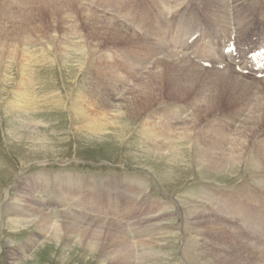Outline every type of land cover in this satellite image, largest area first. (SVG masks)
I'll use <instances>...</instances> for the list:
<instances>
[{
    "label": "rangeland",
    "instance_id": "rangeland-1",
    "mask_svg": "<svg viewBox=\"0 0 264 264\" xmlns=\"http://www.w3.org/2000/svg\"><path fill=\"white\" fill-rule=\"evenodd\" d=\"M83 2L89 13L101 17L105 10L110 13L108 1ZM125 2L137 19L128 17L124 22L139 39L115 45L99 37L101 29L92 30L85 17H79L76 32L65 23L67 14L58 16L55 7L52 12L37 0H0V264H11L7 253L12 248L39 264H106L126 243L110 244L92 234L94 229L110 233L121 225L127 240L135 244L130 247L133 264H264V223L242 219L232 210V215L223 212L227 204L247 202L250 210H264V123L246 136V158L232 170L228 166L232 158H223L226 145H221L245 135L244 122L261 97L264 77L240 71L242 60L226 59L225 65L212 62L207 67L193 49L182 48L189 42L200 49L211 37L218 41L220 32L227 34L224 29L230 27L251 43L252 36L264 29V2L239 0L236 6L235 0H226L220 16L206 0ZM193 26L199 28L194 41L186 31ZM164 42L175 48L178 58L167 60L163 53L148 56L138 50ZM161 60L167 61L161 64ZM157 73L165 79L156 84ZM144 89L150 92L146 98L140 94ZM212 92L214 101L203 103ZM86 111L99 118L101 126L85 120ZM157 131L177 136H170L173 145H159L156 137L149 136ZM185 131H190V141L181 137ZM24 187L34 188L41 200L50 203L51 222L70 225V241L39 251L40 244L29 243L38 224L28 230L8 226L13 217L9 210L18 204ZM197 208L208 216L191 218ZM81 214L95 222L77 218ZM208 217L226 223V229L239 223L245 238L226 239L210 229ZM253 222H258L259 233L248 230ZM196 229L205 235L197 236L206 247L201 248L199 261L193 257L192 244L187 246ZM41 232L46 241L51 233ZM78 237L82 244L75 242Z\"/></svg>",
    "mask_w": 264,
    "mask_h": 264
},
{
    "label": "bare ground",
    "instance_id": "bare-ground-1",
    "mask_svg": "<svg viewBox=\"0 0 264 264\" xmlns=\"http://www.w3.org/2000/svg\"><path fill=\"white\" fill-rule=\"evenodd\" d=\"M8 1V0H6ZM20 1V0H19ZM37 1H40V3L48 8V9H53L51 10L52 12L54 11V7L59 9V13H58V16L61 15L62 13L64 14V12L67 14V19L65 21V23L67 25H70L71 28H74V30L76 32H79V26L81 25V21H80V16L81 17H85V21L89 24V26L92 28V30H95V29H101L100 31H98V35L99 37H102V38H106L108 39L109 41H112V44L114 43L115 45L117 43H122L124 40H129L130 39H139V36L136 35V33L134 31H132L131 29L128 28V26L125 24L124 20L128 17H132L133 19H137L136 17V14L132 13V9H130L129 5H126V2L125 0H105V1H108L110 2L111 4V8H108L110 10V13H106V11L108 10H105V12L103 13V15L105 17H101L100 15H95L94 11L90 12L89 13V7L86 5V3L84 4V0H37ZM104 1V0H103ZM169 0H166V2H168ZM238 1L239 0H235V5H236V2H237V5L238 4ZM241 1V0H240ZM164 2V3H166ZM206 2H208V4L214 8V11L213 13H215L217 16H220V12L222 11V9L225 8V4H226V0H206ZM261 2H264V0H261ZM236 5V6H237ZM168 6V4L166 3V7ZM262 3L260 4L259 7H262ZM79 8V9H78ZM114 8V9H112ZM171 8L169 7V10ZM79 10V11H78ZM262 10V9H261ZM57 11V10H55ZM39 12V10H38ZM86 12V13H85ZM64 16V15H63ZM64 18V17H63ZM221 19L224 18V16L222 17H219ZM66 19V18H64ZM91 19H96L97 22H91ZM62 20V19H61ZM71 20V21H69ZM179 20V19H178ZM62 22V21H61ZM64 23V22H63ZM76 25V26H75ZM43 27V26H41ZM131 30V31H130ZM75 32V33H76ZM30 34V33H29ZM76 34H79V33H76ZM27 35V34H26ZM79 36V35H77ZM33 37V36H32ZM80 37V36H79ZM133 37V38H132ZM130 38V39H129ZM83 41V40H82ZM127 41V42H129ZM135 41V40H134ZM132 43V41H130ZM137 41H135L136 43ZM178 42V41H177ZM36 43V42H35ZM38 43V42H37ZM130 43V44H131ZM139 43V41H138ZM180 43V42H179ZM141 44V43H140ZM111 46V45H110ZM136 46V45H135ZM86 47V46H85ZM109 47V46H108ZM134 47V46H133ZM138 47V46H137ZM116 48V47H115ZM175 48L174 47H169L168 48V45L166 42L160 44V45H153V46H150L148 45V47H146L145 49L144 48H140L138 47V50L139 52H146L148 53V56L149 54L151 55H158V54H164L165 57L167 60H170L171 57H177V53L175 52L174 50ZM137 50V51H138ZM104 53V52H103ZM141 54V53H140ZM144 54V53H143ZM141 54V55H143ZM99 55V54H98ZM102 56H100L101 58L103 57L105 59L106 56H104L103 54H101ZM144 56V55H143ZM147 57V56H146ZM178 58V57H177ZM108 59V58H107ZM114 59V58H113ZM158 59V58H157ZM116 60V59H115ZM137 60V59H136ZM141 60V59H140ZM139 60V61H140ZM143 60V59H142ZM149 60V59H147ZM167 60H161L159 63H165L163 61H167ZM189 60V59H187ZM43 61V60H42ZM134 61V60H133ZM184 60L180 61L183 63ZM57 62V61H56ZM158 62V60H157ZM188 62V65H191L193 66L194 68H196L197 70L199 71H202L203 68H201L199 65L197 66L196 63L193 61H187ZM55 63V62H54ZM79 63V62H78ZM145 63V62H144ZM147 63V61H146ZM168 64V63H166ZM81 65V64H80ZM119 66V65H118ZM168 66H171L170 64H168ZM133 67V66H131ZM159 68V67H158ZM205 69V68H204ZM232 69V68H231ZM115 70V69H114ZM129 70V69H128ZM227 71V70H226ZM156 70L152 71L151 73L154 75L156 74L155 73ZM223 72V71H222ZM233 72V71H232ZM108 73V72H107ZM225 73H228V72H225ZM230 73V72H229ZM110 74V72H109ZM158 74V77L156 78L158 81H156L155 83L157 84V82L161 83V81H163L165 78L162 76V74L160 73H157ZM109 75L106 74V77H108ZM224 76L227 77L226 74H224ZM230 76V74H229ZM234 76V75H233ZM118 77V75H117ZM116 77V78H117ZM138 77V76H137ZM241 77V76H240ZM240 77H236V79H240ZM243 77V76H242ZM159 78L161 80H159ZM229 78H232V76H230ZM235 78V77H233ZM30 79V78H29ZM155 79V80H156ZM144 81V80H143ZM243 82V81H242ZM25 84V83H22V85ZM104 84V83H103ZM113 83H111L112 85ZM119 84V82H118ZM148 84V83H147ZM214 84V83H213ZM212 84V85H213ZM108 85V83H107ZM117 85V83H116ZM177 86H180V88H183L182 86L184 85H179V84H176ZM248 83L245 84V86H247ZM24 86V85H23ZM147 86V85H146ZM162 86V85H161ZM261 86V97L258 99L257 101V104L256 106H253L252 107V111L250 114H252L250 117L246 118L244 122V125L245 127V135L239 137L238 139H236L237 137H235V140H233L232 142H229L228 144H226V142L224 143H221L222 146H225L226 147L224 148V152H223V158L224 159H227L228 157H231L232 158V161L231 163L228 161V160H225L224 163H230L228 164V166L230 167V169L232 170V168L239 163H241L245 158L246 156L243 155V147H245L244 145L246 144V139L249 135V133H253L254 130H255V127L258 126L259 123H264V84L262 83ZM170 87V86H169ZM179 88V87H178ZM177 88V89H178ZM249 87L247 86V89ZM149 90V89H148ZM147 89H144L141 94V96H144L146 94H150V92L148 91ZM173 90V89H172ZM181 90V89H180ZM208 90V89H207ZM210 90V89H209ZM126 91V90H125ZM247 91V90H245ZM26 92V91H25ZM211 92V91H210ZM21 95V93H19ZM24 94V92H23ZM22 94V95H23ZM91 94V93H90ZM97 94V93H95ZM99 94V93H98ZM105 95V93H103ZM107 94V93H106ZM152 94V93H151ZM213 94L214 92H212V94H209V95H206L204 100H203V103H210V102H213L214 101V98H213ZM108 95V94H107ZM22 97V96H21ZM152 97V96H150ZM146 98V97H145ZM208 98V99H207ZM18 99V98H17ZM24 99V98H23ZM217 99V98H216ZM21 101V99H18L17 101ZM208 100V101H207ZM16 101V100H15ZM196 103V102H195ZM12 104V103H11ZM130 101L125 103L126 105V108L125 111L128 110V108H130ZM200 104V103H199ZM210 105V104H209ZM254 105V104H253ZM197 106V105H196ZM123 109V108H122ZM206 109V107H205ZM80 111V110H79ZM82 111V110H81ZM180 111V110H179ZM87 112V111H86ZM125 114V112H124ZM164 114V113H163ZM83 115L85 116V120L86 119H89L91 121H96V124L99 123L100 125V120H98L97 122V119L99 118H93L92 116H90V113H83ZM121 115V114H120ZM123 116V115H122ZM155 116V115H154ZM129 117V116H128ZM196 118V117H195ZM123 119V118H120V120ZM151 119V118H150ZM194 119V118H193ZM107 121V120H106ZM102 122V121H101ZM110 122V120H109ZM237 123V122H236ZM102 124V123H101ZM161 124V123H160ZM104 125V124H103ZM106 125V123H105ZM104 125V126H105ZM113 125V124H112ZM101 126V125H100ZM99 126V128H101ZM224 126V125H223ZM93 127V125H92ZM97 127V126H96ZM95 128V127H94ZM157 129V128H156ZM175 129V128H174ZM242 129V128H241ZM189 130V129H188ZM187 131V130H186ZM185 131V132H186ZM242 132V131H241ZM257 133V132H256ZM167 133H165L164 131V134H163V131H157L155 133H149V136H154L156 137V140L157 142H159V145L160 144H164V145H171L172 143V139L170 136H174L173 134H170L169 136H166ZM184 135V134H183ZM186 135V136H185ZM184 136H181L183 139H187L188 141H190L191 139V135H190V131L189 132H186ZM164 140H160V138H162ZM175 138L177 136H174ZM181 137L178 136V139H180ZM181 138V139H182ZM174 140V139H173ZM264 143V141H263ZM262 143V144H263ZM173 145V144H172ZM169 148V147H168ZM216 148V145L213 149ZM228 150V151H227ZM241 151V152H240ZM249 153V152H248ZM248 155V154H247ZM229 159V158H228ZM219 167V166H218ZM259 170H261L260 168L261 167H257ZM250 175V174H249ZM67 181V180H66ZM69 188V187H68ZM246 189V188H245ZM10 190V189H9ZM252 190V189H251ZM208 191V190H207ZM8 192V191H7ZM22 194L20 195V198L18 197L17 198V201H18V204H14L12 206V209L9 210V212H12V215L13 217L9 218L8 219V226L9 227H15V228H25V229H29L31 227H33V224H38V232H34L33 234H31L32 236L30 237V240H29V243H31V245H37V244H40V247H39V251H45V249L47 248L48 245L50 246H53L54 248H56L57 246H59L60 244L63 243V241H70V237L67 235L69 234L70 235V225L69 224H58L57 222H51V217L54 215L52 209H50V203H47L43 200H41L38 196H37V192L34 190V188H26L24 187V190L22 189ZM66 192H69L68 190ZM9 194V193H8ZM66 194V193H65ZM248 194V193H247ZM232 195V194H231ZM5 196V195H4ZM7 197V196H6ZM17 197V196H16ZM57 197V196H56ZM61 197V195H60ZM253 197V196H252ZM71 198V197H70ZM73 198V197H72ZM262 198V197H261ZM210 199V198H209ZM260 200V199H259ZM257 200V201H259ZM250 201V200H249ZM50 202V201H49ZM238 202V201H236ZM261 202V201H260ZM185 203V202H184ZM250 203V202H249ZM249 203H245L244 205H239L236 203V204H227L226 207H224V210L223 211L224 213L226 212V215H232V212H229L230 210H232L235 214L237 215H243V216H240L242 219L243 218H247L248 220H251V221H256V218L253 217L256 213H257V216H259L260 214H262V212H256L255 210L256 209H252L250 210L249 208ZM183 204V203H182ZM248 204V205H247ZM254 204H259V202H252L251 205H254ZM264 204V202H263ZM70 205V204H69ZM72 205V204H71ZM188 205V204H187ZM56 206V205H55ZM171 206V205H170ZM54 206H51V208H53ZM99 207V206H98ZM195 207V206H193ZM192 207V208H193ZM206 207V206H205ZM203 208V207H202ZM208 208V207H207ZM245 208V209H244ZM252 208V207H251ZM254 208V207H253ZM158 209V208H157ZM205 210V208H203ZM209 209V208H208ZM223 209V208H222ZM3 211V210H2ZM252 215H249L248 212ZM189 212V211H188ZM202 211L199 212V208H197L196 210L192 211L189 215L192 217H194L195 219H197V221H199L201 219V214L203 215H207V211ZM229 212V213H228ZM8 213V212H6ZM233 213V214H234ZM64 214V213H63ZM211 214V213H209ZM214 214V213H213ZM188 215V214H187ZM188 215V217H190ZM202 215V216H203ZM236 215V216H237ZM23 216V217H22ZM77 216V215H76ZM82 216L83 221L87 222V216L86 215H79L77 216V218H80ZM208 216V215H207ZM110 217V216H109ZM234 217V216H233ZM232 219H235V217ZM238 217V216H237ZM262 217H264V212L262 214ZM262 217H259V218H262ZM209 219H211V217H208ZM239 218V217H238ZM250 218V219H249ZM153 219V218H152ZM155 219V218H154ZM190 219V218H189ZM188 219V220H189ZM53 220V219H52ZM156 220V219H155ZM154 220V221H155ZM212 222L209 224V227L211 230H214V232L216 231V233H220L222 232L223 236L226 237V239L228 238H234V236H239L241 238H245L243 236V233H242V230L240 229V224L238 223V226L235 227V230L234 228L231 229V226L230 228L226 229L225 228V224L223 222H216L214 221V218L211 219ZM221 220V219H220ZM38 221V222H37ZM55 221V220H54ZM99 221V220H98ZM51 222V223H49ZM90 223H93L95 222V219H90L89 220ZM97 222V220H96ZM189 222V221H188ZM187 222V223H188ZM227 222V221H226ZM49 223V225H48ZM229 223V222H228ZM245 223V222H243ZM102 224V223H101ZM103 224H105L103 222ZM189 224V223H188ZM257 223L256 222H253L251 224L248 223L247 225V228L248 230H252L254 231L255 233H259L258 231H260V226L257 227L256 225ZM245 225V224H244ZM120 226V225H119ZM219 226H223L222 228H220ZM235 226V225H234ZM100 228V227H99ZM189 228H192L191 226H189ZM246 228V229H247ZM32 229V228H31ZM124 229H125V226H122L119 228H115V229H111L110 230V233L109 232H102V231H97L94 229V232H96V234H92V236L94 237L95 240L99 239L100 241H103L104 239H108L109 240V243H113V244H120L122 242H125V247L122 248V249H116L117 250V254H113V257L110 258L109 260H106L105 262H107L106 264H113V263H118V264H133V259L135 258L134 256V251L130 252V247L135 245L134 243H132L131 241H128L127 240V236L124 232ZM46 232V234H50L49 238L44 241L42 239V232L41 231H44ZM103 230V229H102ZM92 231V230H91ZM159 231V230H158ZM157 231V232H158ZM195 234L193 233V238L191 236L190 240L188 241V249H189V244L191 243L192 246H193V256L195 258V260L199 261L198 258L199 256H201L202 252L203 251L201 248H204L205 246L203 244L205 243H202L201 241L198 242L197 241V236H205L204 234H202L200 232V230L196 229L195 231ZM237 233L239 235H237ZM106 234V235H104ZM159 234V233H158ZM221 234V233H220ZM261 235V234H260ZM264 235V234H263ZM67 237V238H66ZM221 238V236H220ZM81 239V237H78L76 238V241L75 242H78L79 244H82V242H80L79 240ZM224 239V240H226ZM204 240V239H203ZM261 240V239H260ZM140 241V240H139ZM138 242V241H137ZM205 242V240H204ZM256 242V241H255ZM259 242V241H257ZM144 243L145 241L143 240V242L141 243L142 247H144ZM151 243V242H150ZM206 243H210L209 241L206 242ZM93 243H91L92 245ZM133 244V245H132ZM227 244V245H226ZM231 244V243H230ZM259 244H261L259 242ZM202 245V246H201ZM225 245L228 247L229 246V243H225ZM9 246V245H8ZM208 246V244H207ZM222 246V245H220ZM22 248H25V246L22 244L21 246ZM134 247V246H133ZM91 248H93L91 246ZM206 248V247H205ZM210 249V247H208ZM212 248V247H211ZM200 249V251H199ZM215 249V248H214ZM228 249V248H227ZM224 250V249H223ZM23 251V250H22ZM188 251V250H187ZM217 251V250H216ZM220 251V250H218ZM225 251V250H224ZM223 251V252H224ZM229 251V250H228ZM228 251L225 253H228ZM210 252V251H209ZM91 254H94L93 252H90ZM188 253H190L188 251ZM217 253V252H216ZM232 253V252H231ZM8 258L11 260L10 263L13 264V262H17V264H39V262L37 261V259L33 258L32 260H27L25 259V255H22V252H19V250H17L16 248L15 249H9L8 250ZM217 254H220L217 253ZM221 254H223L221 252ZM230 254V251L229 253ZM136 255V254H135ZM144 255V254H143ZM227 256V255H226ZM146 257V256H145ZM141 258V256H140ZM201 260V259H200ZM104 262V263H105ZM210 262V261H208ZM214 262V261H213ZM136 263V261H135Z\"/></svg>",
    "mask_w": 264,
    "mask_h": 264
}]
</instances>
